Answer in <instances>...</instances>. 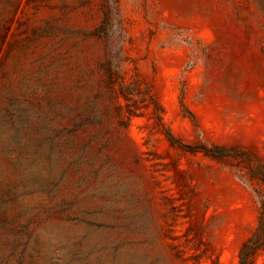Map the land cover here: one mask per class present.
<instances>
[{
  "label": "rangeland",
  "instance_id": "rangeland-1",
  "mask_svg": "<svg viewBox=\"0 0 264 264\" xmlns=\"http://www.w3.org/2000/svg\"><path fill=\"white\" fill-rule=\"evenodd\" d=\"M263 209L264 0H0V264H240Z\"/></svg>",
  "mask_w": 264,
  "mask_h": 264
},
{
  "label": "trees",
  "instance_id": "trees-1",
  "mask_svg": "<svg viewBox=\"0 0 264 264\" xmlns=\"http://www.w3.org/2000/svg\"><path fill=\"white\" fill-rule=\"evenodd\" d=\"M260 247H264V209L255 232L241 248L240 264H251V255Z\"/></svg>",
  "mask_w": 264,
  "mask_h": 264
}]
</instances>
